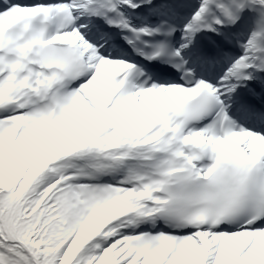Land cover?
Instances as JSON below:
<instances>
[{
    "label": "snow or ice",
    "instance_id": "obj_1",
    "mask_svg": "<svg viewBox=\"0 0 264 264\" xmlns=\"http://www.w3.org/2000/svg\"><path fill=\"white\" fill-rule=\"evenodd\" d=\"M0 264H264V0H0Z\"/></svg>",
    "mask_w": 264,
    "mask_h": 264
}]
</instances>
